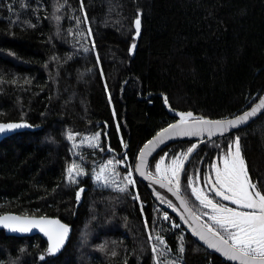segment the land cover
Segmentation results:
<instances>
[{"label": "trees", "instance_id": "16d2710c", "mask_svg": "<svg viewBox=\"0 0 264 264\" xmlns=\"http://www.w3.org/2000/svg\"><path fill=\"white\" fill-rule=\"evenodd\" d=\"M263 92L264 0H0V123L30 127L0 137V214L74 226L59 255L47 254L40 235L0 229V264H232L163 219L147 185L135 172L129 184L126 173L173 121L167 102L220 119ZM239 137L264 192V114ZM191 146H167L149 170ZM206 146L191 156L196 169ZM106 163L108 181L99 184ZM73 164L84 174L70 182Z\"/></svg>", "mask_w": 264, "mask_h": 264}, {"label": "snow or ice", "instance_id": "6c2138e0", "mask_svg": "<svg viewBox=\"0 0 264 264\" xmlns=\"http://www.w3.org/2000/svg\"><path fill=\"white\" fill-rule=\"evenodd\" d=\"M134 27L136 36H139L141 29V20L139 17L134 21ZM131 47L134 49L136 45L133 44ZM85 51L87 50L85 49ZM165 100H167V98H165ZM262 108H264V101H261V104L252 111L246 112L242 116L232 120H204L200 122L205 124L212 123L217 126L227 125L229 127H236L247 122L251 117L256 116L258 111ZM180 116L182 122L186 123V121H183V117H192L193 114L191 112L180 113ZM21 127H29V125L21 123H0V134H5ZM175 128H177V125H169V128L162 130V133H167L169 129ZM220 130L221 134H223V132L228 131V127H222ZM179 134L191 135L196 133L181 129ZM209 134L211 135V133ZM96 135L98 137L99 133ZM157 136L161 137V133H158ZM68 138L72 139L73 137L70 134ZM239 141L240 137H235V151H232V145H229V152L223 157L222 168L214 165V167H216L215 183H212L211 177H205L204 180L205 184L209 185L212 197H221L223 201H230L233 205H236V207H229L226 204L215 201L213 198H209L202 190L198 191L197 188L192 187L191 190L196 199L205 207L212 210L214 215L211 216V219L215 221V224L218 226L217 228L212 225H206V231L209 235L200 232L196 234L201 240L207 243L209 248L219 252L230 261L238 262V264H264V192L257 189L256 183L251 180L248 174L246 163L241 154ZM163 142L164 140L162 138L159 139V143ZM152 144L153 141H148L145 148ZM95 147H98V145ZM195 148L196 145H192L187 153L184 154L183 160H181L179 156L172 158L173 166L171 168V176L175 180L178 198H180V174L182 171L186 173L184 169L185 161ZM141 155H144L143 151ZM163 160L164 157L161 158V163ZM177 161H179V163H177ZM156 170L160 171V163L156 165ZM137 171H140L139 165H137ZM82 174H84L83 169L73 164L70 165L67 170V179L70 182H75V177ZM128 175L131 176V173L129 172ZM140 175L143 176L144 173L140 172ZM96 179L99 181L101 177L97 175ZM197 179H199L198 176ZM156 182L160 183L159 180ZM169 182L171 183V181ZM128 183L134 184L135 181L129 179ZM105 184H107L106 181ZM191 185L192 180L189 178V186L191 187ZM119 190L122 192L126 191L127 187L125 186V188H120ZM171 190L172 189L169 188V191ZM83 191V188H81L80 192ZM80 192L77 193L78 199ZM181 203L186 202L181 199ZM169 204L171 206V201H169ZM188 211L191 212L190 209H188ZM204 215L208 214L204 213ZM165 219H168L167 215H165ZM0 226L13 232H30L33 229H39L44 232L49 240V247L47 249L48 255H54L61 250L69 232L68 225L61 223L59 220L43 216L39 218H22L14 215L0 216ZM174 226L179 227V225ZM220 229L227 233V238L221 233ZM209 236L211 238H209ZM153 251H156L155 246H153ZM180 251H184L183 244L180 246ZM113 255H115V253H113ZM39 258L43 260L44 256H40Z\"/></svg>", "mask_w": 264, "mask_h": 264}, {"label": "water", "instance_id": "95a60500", "mask_svg": "<svg viewBox=\"0 0 264 264\" xmlns=\"http://www.w3.org/2000/svg\"><path fill=\"white\" fill-rule=\"evenodd\" d=\"M261 101H264V92L260 95V97L254 102L252 103L250 106H248L245 110L241 111L240 113L231 116V117H227V118H220V119H213V118H209V117H199L193 110H179V109H175L172 108L169 103L167 102V108L169 109V114L175 118L174 121H172L170 124H168L167 126H165L164 128H162L160 131H158L154 136H152L149 140H147L143 146L141 147L138 156H137V160L135 163V173L136 176L138 177L139 180H141L142 182H144L148 189L152 192L154 200L157 202L158 205H160L161 207H163L164 209H166L167 211H169L173 216L177 217L178 220L185 226L186 230L200 243L202 244L204 247H206L209 251L216 253L217 255H219L221 258H223L224 260H227L228 262L232 263V264H238V262L235 261H230L228 259H226L225 257H223L219 252L215 251L214 249H211L208 247L207 243L203 240H201L199 238V236L196 234L197 232L203 233L205 235H209L206 231V224L201 220V218L197 215V213L194 211V209L189 205V203L187 202V200L185 199V197L183 196V194L181 193V184H180V189H179V197H177V189H176V184L174 182H169V176L165 170V178H160L159 176H155L151 173V171L149 170V164L150 161L152 160V158L160 151L162 150L164 147H166L168 144L173 143V142H177V141H187V140H194V144L197 146L207 140H211L213 138L222 136V135H226L232 131L238 130V129H242L246 126H248L250 123H252L254 120L258 119L261 115L264 114V108L260 109V111H258L257 115L254 117H251L247 122L240 124L236 127H229L227 125H222V126H217L215 124L212 123H202L200 121H226V120H232L235 119L239 116H242L244 113L246 112H250L252 111L254 108H256L258 105L261 104ZM191 112L193 114L192 117H183V121L182 122V118L180 116V113H188ZM14 123H21V124H25L22 122H14ZM27 125V124H26ZM169 125H177V128L175 129H169V131L167 133H162L163 129H167L169 128ZM222 127H228V131L223 132V134H221V128ZM26 128H30V127H21L17 130H23ZM187 130L189 132L192 133H196V134H191V135H183V134H179L180 130ZM14 130V131H17ZM161 133V137H158L157 134ZM211 133V135L209 134ZM156 138V139H154ZM163 139L164 142L163 143H159V139ZM148 141H153L152 145H148L147 148H145V145L148 144ZM193 144V145H194ZM155 145V147H154ZM192 147V146H191ZM195 148V149H196ZM194 149V151H195ZM143 151L144 155H141V152ZM193 151V152H194ZM110 152H113V149H110ZM192 152V153H193ZM192 153L188 156V159L185 161L184 164V168L186 167ZM164 163H166V158L167 155L164 154ZM137 165H139L140 171H137ZM165 166V164H163ZM140 172H143L144 175L141 176ZM183 172V171H182ZM182 172L180 174V181H181V177H182ZM159 180L160 183H157L156 181ZM169 188H171L172 190L169 191ZM181 199H183L186 203H181ZM169 201H171V206L169 204ZM188 209L191 210V212L188 211ZM7 215H14V216H19V217H35V218H39L41 216L46 217V218H51V219H55V220H59L61 223L66 224L69 226V232H68V236L67 239L65 241L64 246L61 248V250L56 253L55 255H59L67 246L73 230H74V226L61 219L58 216H53V215H37V214H21V213H17V212H5L0 214V216H7ZM1 230H4L6 235L8 236H36V235H40L41 237H43L47 242H48V246H49V240H48V236L40 231L39 229H33L30 232H13L10 231L9 229L0 226ZM209 238H211L209 236Z\"/></svg>", "mask_w": 264, "mask_h": 264}, {"label": "flooded vegetation", "instance_id": "af4514ba", "mask_svg": "<svg viewBox=\"0 0 264 264\" xmlns=\"http://www.w3.org/2000/svg\"><path fill=\"white\" fill-rule=\"evenodd\" d=\"M174 120H175V118H173V121ZM239 130L240 129L232 131L226 135H222V136L213 138L211 140L204 141L207 144V146L204 148V157L202 158L200 165L197 166V169H196V162H195L196 159L192 160V158L190 157L186 167L184 168L185 170L188 171V175H187L185 181H184L185 172H182V177H181V181H180L181 193L183 194V196L185 197V199L187 200L189 205L193 209H195L194 211L197 213V215L201 218V220L206 225H212V226L218 228V226L215 224V221H213L211 219V216L214 215L212 210L208 207H205L203 204H201L196 199V197L192 193L191 189H192V187H195V188H197L198 191L202 190L205 194H207L209 196V198H213L215 201H218L222 204H226L229 207H236V205H233L230 201H223L221 197H212V194L209 190V185L205 184L204 180H205V177H211L212 183H215L216 167H219V168L223 167V157L225 154H227L229 152V145H232V151H235L234 140H235V137H239ZM187 141H191L192 145L195 142L194 140H187ZM177 142H180V141H177ZM204 142H202V143H204ZM173 143H176V142H173ZM173 143H170L167 146H169ZM239 143H240V141H239ZM166 147H164L158 153L162 152L164 149H166ZM240 150H241V143H240ZM165 154H167V153H165ZM241 154L243 157L242 150H241ZM163 156H164V154H163ZM183 159H184V157L181 160H183ZM243 159H244V157H243ZM244 161H245V159H244ZM159 163H160V171H157L154 174V172L152 170H150L151 173L155 176H159L160 178H165V170H166V172L169 176V180L171 182L175 183L174 178H172V176H171V168L173 166L172 160L170 162H168V154H167V158H166V163H164V161L161 163V160ZM177 163H179V161H177ZM157 164H158V162H157ZM163 164H165V166ZM214 165L216 167H214ZM247 171H248V174H249L251 180L254 183H256V181L253 179L252 175L250 174L248 168H247ZM197 176L199 177V179H197ZM189 178H191V180H192L191 187L189 186ZM185 183H187L189 191H187V189L184 185ZM256 186H257V183H256ZM257 189L260 190L258 186H257ZM204 213H207L208 215H204ZM220 231L225 236V238H227V233L223 232L222 229H220Z\"/></svg>", "mask_w": 264, "mask_h": 264}, {"label": "rangeland", "instance_id": "374dc122", "mask_svg": "<svg viewBox=\"0 0 264 264\" xmlns=\"http://www.w3.org/2000/svg\"><path fill=\"white\" fill-rule=\"evenodd\" d=\"M2 136V134H0V137ZM107 164H104L102 169L98 172L97 175H99L101 177V179L99 181H97L96 179V182L99 183V184H102V183H105V181L107 182L108 181V172H109V169L107 167ZM131 173V176L128 175V173ZM133 172H135V166H134V170H130L126 173V176L128 177V179H132L133 178ZM96 175V176H97Z\"/></svg>", "mask_w": 264, "mask_h": 264}, {"label": "built area", "instance_id": "2783aa9c", "mask_svg": "<svg viewBox=\"0 0 264 264\" xmlns=\"http://www.w3.org/2000/svg\"><path fill=\"white\" fill-rule=\"evenodd\" d=\"M165 215L168 216V219H165ZM162 218L165 219V220L170 221V223H171L172 225H179V226L181 225V222L178 223V224H176V223L173 221V219H172V214H171L169 211H167V210H164V212L162 213Z\"/></svg>", "mask_w": 264, "mask_h": 264}]
</instances>
